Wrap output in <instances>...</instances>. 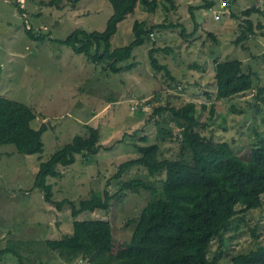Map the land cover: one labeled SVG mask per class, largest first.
<instances>
[{
  "label": "rangeland",
  "instance_id": "1",
  "mask_svg": "<svg viewBox=\"0 0 264 264\" xmlns=\"http://www.w3.org/2000/svg\"><path fill=\"white\" fill-rule=\"evenodd\" d=\"M49 1L0 0V96L31 106L37 114L34 127L48 125L42 136V153L24 154L14 144L0 145V249L14 245L24 255V264H91L82 256L69 260L50 250L45 241L71 233L75 219H108L117 238L131 237L152 191L120 192V180L142 178L160 190L165 172L150 174L145 166L134 165L117 179L114 174L119 163L138 154L139 138L145 134L149 142L161 139V158H176L180 152L177 118L169 110L156 112L157 107L184 100L206 103V108H197L198 130L214 140L229 141L244 157L250 155L251 144L264 141V94L257 96L254 88L218 98L215 77L218 60L240 58L258 73L257 84L264 86V26L250 39L235 43L247 7H260L251 18L264 25V0H215L213 9L204 6L205 0H176V7L166 9L160 0L155 11L141 4L120 23L113 46H123L134 38L136 19L179 23L191 34L185 37L182 26L155 30L150 40L135 48L129 61L134 66L119 72L58 41L78 27L104 30L112 4L108 0H81L73 7L63 0L58 7ZM30 26L46 37L30 38L26 31ZM154 41L165 48L156 54L160 62L169 65L171 75L152 67L149 50ZM86 124L100 128V149L96 154L77 153L74 163L61 166L63 176L48 178L54 199L78 202L105 190L120 193L111 199L108 209L86 210L74 217L69 204L58 209L46 201L43 192L34 187V178L40 161L76 134H83ZM134 131L138 133L132 135ZM245 221L258 223L257 237ZM224 238L227 255L220 264H230L231 254L264 244V207L236 218ZM218 246L215 238L208 251L210 258ZM0 264L22 263L12 252H0Z\"/></svg>",
  "mask_w": 264,
  "mask_h": 264
},
{
  "label": "trees",
  "instance_id": "2",
  "mask_svg": "<svg viewBox=\"0 0 264 264\" xmlns=\"http://www.w3.org/2000/svg\"><path fill=\"white\" fill-rule=\"evenodd\" d=\"M62 1L50 0L49 4L61 7ZM80 1L65 0V3L75 7ZM108 1L113 12L104 30L88 31L78 27L64 39H52L93 62L106 63L113 72H119L134 63L129 61L134 58L135 48L150 40L155 30L182 26L185 37L191 34L179 23L168 25L136 19L132 25L134 38L128 44L115 47L112 38L128 14L136 11L141 4L149 11H155L160 0ZM205 1L207 8L216 6L215 0ZM163 2L166 9L176 7V0ZM256 11H261L260 7H247L243 11L245 18L240 24L241 33L235 39L236 44L250 39L263 28L261 21L255 23L251 18ZM26 31L35 40L46 37L45 34H37L31 26L26 27ZM211 35L217 39L214 34ZM153 45L149 50L152 67L164 69L171 75L169 65L160 62L156 54L165 48L156 45V41ZM243 47L246 48L245 45ZM1 75L0 64V79ZM215 77L218 98H230L254 88L257 89V96L264 94V86L257 84L258 73L251 66H245L240 58L218 60ZM199 105L207 107L204 102L184 100L178 105L156 108V112L169 110L181 126L178 133L179 156L161 158V139L158 137L149 142V136L145 134L139 138L142 143L137 145L138 154L119 163L114 174L117 179L134 165L145 166L150 174L165 172L160 190L142 178L120 180V192L142 188L152 191L129 239L117 238L108 219H75L72 222L73 231L60 238L46 239L47 247L69 260L82 256L91 264H220L222 257L227 255L224 233L230 224L236 218L264 207V141L251 144L248 157L239 155L229 141L214 140L212 135L198 130L201 125L196 114ZM210 111L213 115L214 107ZM36 118L37 114L31 106L0 96V145L14 144L24 154L42 153L45 147L42 136L48 125L42 123L38 128L34 127L32 122ZM85 126L83 134H76L49 158L40 161L34 178V187L43 192L46 201L56 204L58 209L69 204L74 217L86 210L108 209L111 199L120 193L110 194L105 190L103 194L92 193L78 202L69 198L54 199L53 185L48 178L63 176L61 166L74 163L77 153L86 151L96 154L100 149V128L91 124ZM137 133L134 131L131 134ZM172 134L169 131V135ZM245 222L253 236L257 237L258 223ZM215 238L219 239V246L210 258L208 251ZM0 252H12L24 264V255L14 245L9 244ZM230 259V264H264V244L231 254Z\"/></svg>",
  "mask_w": 264,
  "mask_h": 264
},
{
  "label": "built area",
  "instance_id": "3",
  "mask_svg": "<svg viewBox=\"0 0 264 264\" xmlns=\"http://www.w3.org/2000/svg\"><path fill=\"white\" fill-rule=\"evenodd\" d=\"M217 17H219V16L217 15Z\"/></svg>",
  "mask_w": 264,
  "mask_h": 264
}]
</instances>
